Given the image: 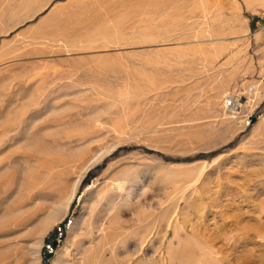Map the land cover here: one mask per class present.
I'll return each mask as SVG.
<instances>
[{
    "label": "rangeland",
    "instance_id": "obj_1",
    "mask_svg": "<svg viewBox=\"0 0 264 264\" xmlns=\"http://www.w3.org/2000/svg\"><path fill=\"white\" fill-rule=\"evenodd\" d=\"M0 264H264V0H0Z\"/></svg>",
    "mask_w": 264,
    "mask_h": 264
},
{
    "label": "built area",
    "instance_id": "obj_2",
    "mask_svg": "<svg viewBox=\"0 0 264 264\" xmlns=\"http://www.w3.org/2000/svg\"><path fill=\"white\" fill-rule=\"evenodd\" d=\"M225 108L229 111H238L241 107L240 100L235 97H229L225 102ZM68 223L59 227V231L55 233L50 244L47 245V258H49L50 253H55V249L60 244V242L65 237V230Z\"/></svg>",
    "mask_w": 264,
    "mask_h": 264
},
{
    "label": "bare ground",
    "instance_id": "obj_3",
    "mask_svg": "<svg viewBox=\"0 0 264 264\" xmlns=\"http://www.w3.org/2000/svg\"><path fill=\"white\" fill-rule=\"evenodd\" d=\"M72 223L69 222L68 225L66 226V230L69 228V226L71 225ZM46 252H47V247H46ZM53 254V253H50V255ZM53 256V255H52Z\"/></svg>",
    "mask_w": 264,
    "mask_h": 264
}]
</instances>
